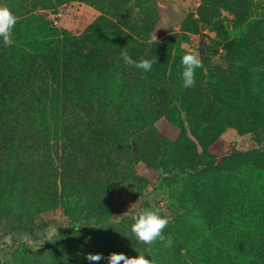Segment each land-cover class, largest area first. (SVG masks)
I'll return each instance as SVG.
<instances>
[{"label": "trees", "instance_id": "trees-1", "mask_svg": "<svg viewBox=\"0 0 264 264\" xmlns=\"http://www.w3.org/2000/svg\"><path fill=\"white\" fill-rule=\"evenodd\" d=\"M82 1L97 6L102 14L80 36L47 26V31L57 38L46 36L45 41L39 40L42 49L37 50L33 49L37 40H29L17 27L11 46L4 47L0 40V198L7 192L12 207L16 206L9 223L14 232L48 226L43 218L49 212L54 215L62 211L67 217L68 231L61 237H51L32 252L37 264H91L85 258L88 253H101L104 259L100 264H107L112 252L130 257L143 252L152 264H164L161 255L165 251L160 241L151 246L139 243L131 234L132 218L115 221L122 213L114 199L115 181H125L129 187L138 182L145 188V179L136 169L141 158L159 174L160 169L168 174L188 169L192 172L184 179L199 176L201 164L197 160H182V156L177 159L174 154L170 157L168 145L154 132L153 121L160 117L175 118L182 125L185 118L193 133L209 147L227 126L243 133H257L264 127V92L255 94L258 105L255 116L262 124L246 125L225 104L211 102L204 80L195 81L188 89L182 87L178 69L183 54L175 49L178 33L148 45L149 37L141 38L117 27L113 31V23L99 6V0ZM109 1L114 11L120 13V20L135 18L131 0ZM201 1V8L207 1L211 7L221 6L233 12L232 26L246 27L248 49L251 44L257 48L264 41L263 0ZM24 2L31 18L41 16L38 10L54 6L52 0ZM14 14L22 16V11ZM197 22L201 31H214L222 40L220 49L226 54L230 52L235 40L217 10H213L211 18L201 17ZM41 23L46 25L48 21L43 18ZM108 35L118 37L125 45L109 44ZM122 51L137 61L157 58V63L144 73L126 66L120 55ZM200 53L204 55L205 51L202 49ZM200 73L207 78L203 68ZM253 73L264 78V57ZM139 93H144L147 102H137ZM70 108L76 114L75 120H64L56 126L58 114ZM207 129L210 131L204 133ZM149 147L155 148L158 154L155 158L147 156ZM204 166L202 171H208L213 164ZM6 178L11 188L5 185ZM165 180L163 187H170L169 191L165 188V200L173 214L178 206L175 192L171 180L168 177ZM185 204L192 208L186 200ZM144 208H159L160 215L167 217L160 203L146 202ZM173 218L169 223L175 225V221H181L179 216ZM209 225L201 222L206 233H210ZM222 248L227 250L225 246ZM231 249L232 254L225 259L230 264L242 261L264 264V239L242 240ZM183 251L178 248L176 253Z\"/></svg>", "mask_w": 264, "mask_h": 264}, {"label": "rangeland", "instance_id": "rangeland-1", "mask_svg": "<svg viewBox=\"0 0 264 264\" xmlns=\"http://www.w3.org/2000/svg\"><path fill=\"white\" fill-rule=\"evenodd\" d=\"M20 4L23 6L19 7ZM52 4L53 7L38 10L40 17L31 18L23 0H0V5L8 6L13 13L22 11V16H17L14 30L18 27L21 32L26 33V38L37 40L33 45V49L37 50L42 49L41 42L45 41L46 36H53L51 31H47V26L80 36L87 26L102 14L97 6H91L82 0H52ZM98 4L108 13L107 16L113 23V31L121 28L141 38L150 37L155 33L158 40L178 33L175 49L182 54L194 51L203 62L207 78L202 77L200 68L196 70L195 81L206 82L211 102L225 104L232 110V115L239 116L246 125L262 124L258 123L259 120L255 116L258 106L255 94L264 92V78H257L252 71L264 57V41L259 42L257 48L251 44L248 49L245 44L246 27L232 26L235 18L233 12L221 6L211 7L207 1L201 8V0H131L135 18L131 20L122 17L120 20V13L114 11L109 0H99ZM214 9L226 23L232 39L235 40L228 54L220 49L223 44L221 38L209 29L201 31L197 22L201 17L211 18ZM43 18L48 24L41 23ZM107 41L116 47L125 45L115 36L108 35ZM202 49L205 51L204 55L200 53ZM178 72H182L181 63ZM139 94L136 96L137 102H145L147 98L144 93ZM203 111L206 113L207 109L203 107ZM58 117L56 126L64 120L73 122L76 114L70 108L62 110ZM171 120L165 117L155 119L154 132L168 145L171 158L174 154L177 159L182 156V160H197L201 164L199 176L184 179L192 172L188 169L159 174L153 167L149 168L141 158L136 169L145 179L146 187L138 182L129 187L130 184L125 181H115L114 199L122 210L115 221L132 218L136 210L144 208L146 202L153 205L160 203L169 220L181 217L180 222L175 221V225L169 223L171 227L164 229L165 237L170 236L172 239L171 247L163 248L165 254L161 255V261L164 264H230L225 259L232 254V246L242 240L264 239V127L257 133H243L233 126H227L217 140L206 147L193 133L185 118L181 120L182 125L177 123L175 118ZM209 131L204 130V133ZM142 154L144 152H141ZM157 155L155 148L149 147L147 156L155 158ZM163 162H166V158ZM209 162L213 167L202 171L204 164ZM166 177L171 180L172 191L175 192L174 201L178 205L177 212L173 214L165 200V188L169 191L170 187L164 188L162 185L165 184ZM5 185L12 187L8 178L5 179ZM185 200L192 208L186 206ZM11 203L6 192L5 196L0 198V264H37L32 252L43 247L51 237H61V234L66 233L67 217L61 214L62 211L54 215L49 212V216L43 218L48 221V226H39L34 231L24 229L14 232L11 231L9 223L16 206L12 207ZM191 209H194V212L190 211ZM202 221L210 223V233L202 229ZM223 246L227 250H224ZM178 248L184 250L182 254L176 253ZM235 264L245 263L242 261Z\"/></svg>", "mask_w": 264, "mask_h": 264}, {"label": "clouds", "instance_id": "clouds-1", "mask_svg": "<svg viewBox=\"0 0 264 264\" xmlns=\"http://www.w3.org/2000/svg\"><path fill=\"white\" fill-rule=\"evenodd\" d=\"M16 24V15L8 6L0 5V40H2L4 47L12 45L13 30ZM158 43L159 40L156 34H151L147 40V44L153 45ZM120 55L126 66L135 67L144 73L150 72L153 64L157 63V58L134 60L126 51H122ZM181 66L182 87L185 89L193 87L195 85L196 70L204 67L198 53L194 51L185 52L181 56ZM160 172L164 174L163 169H160ZM160 211L159 208H141L135 211V214L132 216L134 222L131 225V234L135 236L139 243L151 246L155 242L160 241L163 247H171V237L166 238L164 235V229L168 226L169 219L166 216H161ZM85 258L91 264H100V261L104 259L101 253H88ZM107 264H152V261L147 259L143 252H139V255L134 257L127 256L122 252H112L107 257Z\"/></svg>", "mask_w": 264, "mask_h": 264}]
</instances>
